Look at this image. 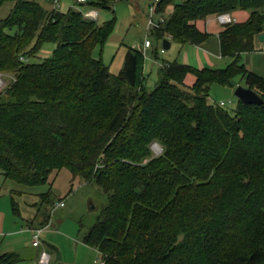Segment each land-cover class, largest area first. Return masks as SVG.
I'll return each mask as SVG.
<instances>
[{"label": "trees", "instance_id": "1", "mask_svg": "<svg viewBox=\"0 0 264 264\" xmlns=\"http://www.w3.org/2000/svg\"><path fill=\"white\" fill-rule=\"evenodd\" d=\"M115 1L83 5L109 9ZM6 2L13 5L0 18V73L9 82L0 92V174L35 185L65 167L96 185L106 201L81 241L103 264H264V77L241 62L264 32V0H161L158 10H172L150 32L156 39L197 44L207 35L197 19L250 15L219 34L225 66L165 62L150 89L142 51L129 47L116 74L93 55L114 19L99 23L52 0ZM47 42L51 53L37 59ZM237 75L262 103L237 99L228 110L209 100L212 83L231 86ZM17 260L0 251V264Z\"/></svg>", "mask_w": 264, "mask_h": 264}, {"label": "rangeland", "instance_id": "2", "mask_svg": "<svg viewBox=\"0 0 264 264\" xmlns=\"http://www.w3.org/2000/svg\"><path fill=\"white\" fill-rule=\"evenodd\" d=\"M12 5V2L0 5V18L10 13ZM69 6L80 11L87 10L73 0H59L56 9L66 10ZM148 6L143 14L145 9L142 8L140 13L130 0H117L109 9H97L99 23L114 19V24L106 41L102 46L95 47L93 55L100 56L109 71L116 74L122 66L125 50L129 47L138 49L144 39H150L153 45L149 49L154 46L156 48L151 71L149 68L144 69L146 85L150 89L154 86L158 68L173 57L179 58L182 43L171 40V46L161 50L163 44L160 39H156L146 30ZM155 18L157 14L153 15V19ZM176 45H179L177 47L180 52ZM52 48L53 43H44L38 51L37 59L48 56ZM149 54L144 57V63L150 60ZM228 62L230 59L225 58L222 66H216L221 68ZM3 77L7 81L4 75ZM243 84L244 79L239 75L232 79L231 86L212 83L209 87V100L218 104L222 102L224 108L231 110L237 103L234 89ZM156 144L151 145L154 154L160 152L156 153ZM41 195H47L50 202L43 203ZM60 198L64 200L65 206L54 207L53 203ZM105 201L96 185L72 179L70 171L65 167L53 171L45 182L35 185H24L0 174V251L18 255V260L12 264H41L40 255L44 250L50 254L48 264H98L101 259L97 250L82 243L81 239L95 222L98 210ZM46 214L49 219L42 227L40 222ZM30 226L41 229L38 234V247L31 244Z\"/></svg>", "mask_w": 264, "mask_h": 264}, {"label": "crops", "instance_id": "3", "mask_svg": "<svg viewBox=\"0 0 264 264\" xmlns=\"http://www.w3.org/2000/svg\"><path fill=\"white\" fill-rule=\"evenodd\" d=\"M151 1L152 0H130V3L138 11H140V13L142 11V8H143V10L145 9L143 11V14H144L146 11V7L151 3ZM175 1L177 2L179 0H175ZM46 5H47V7H50L49 4H46ZM83 6L85 7V5H83ZM70 7H72V6H69L68 8H70ZM66 10H61V11H66ZM171 10H172L171 4L166 5L164 10H162V11L158 10V6H157L155 14H157V17L158 16H164L165 17L167 15V13H169ZM227 14H229L231 19H233V21L231 23L244 22L248 19L249 15H250V11L237 9V10H234V11L229 12ZM217 15L218 14H209V15L205 16L204 18L197 19L195 21V26L201 32H205L207 34L206 37L201 42H199L197 44L182 43L181 44L182 45L181 46L182 47V49H181L182 53L179 56V58L173 57L172 60H167L166 62L176 61L178 63L186 64V65L192 66L194 68H198V69L204 68V67L218 68L216 65L222 66V63H223L225 58H223L221 56L219 34L221 31L224 30L225 26L227 24H230V23L221 22L218 19ZM155 19H157V18H155ZM164 39H167V37L165 36ZM164 39H160L161 43H163ZM167 40L169 41V47H170L171 46L170 41L172 39L168 38ZM152 45L153 44L151 42V46ZM177 46H179V45H176V49L178 50ZM150 47L143 49V46L141 45V47L138 48V50L143 52L144 57L151 52V54H149L150 60H148V61L146 60L144 65H143V74L145 75V77H146V73H145L144 69L149 68V71H151V69L153 67L152 63H154L155 55H156L155 46L152 47V49H149ZM162 49H163V47H162ZM164 49H166V48H164ZM178 51L180 52V50H178ZM125 52H126V50H125ZM125 52H124V54H125ZM123 60H124V56H123ZM241 62L244 64V66L250 72H253L259 76L264 77V43L258 41V39H255V50L242 53L241 54ZM148 64L150 66H148ZM156 75H157V73H156ZM193 79L194 78L192 75H187V77L185 79V83L190 85L193 82ZM60 201L64 202L63 199H61ZM57 202L53 203L54 207H55V204ZM64 206H65V203L62 207H64ZM34 229L35 228H33V226H30V230H34ZM39 230L41 231V229H39ZM40 231H39V233H40ZM43 252L47 253V255L49 256V259H48V263H49L50 262V254L46 250H44Z\"/></svg>", "mask_w": 264, "mask_h": 264}, {"label": "built area", "instance_id": "4", "mask_svg": "<svg viewBox=\"0 0 264 264\" xmlns=\"http://www.w3.org/2000/svg\"><path fill=\"white\" fill-rule=\"evenodd\" d=\"M73 1H74V3H78L81 5H83L87 2V0H73ZM160 1L161 0H152L148 6V18H147V23H146V30L148 33H150L154 28H156L160 24H162L165 20L164 16H158L157 19H153V15L155 14L157 6H158ZM57 4H58V0H52V4H51L52 7L56 8ZM81 12H82L83 17H85L87 19L97 20L98 11L96 8L89 7V8H87L86 11H81ZM217 17L223 23H231L233 21V19H231V17L227 13L218 14ZM166 37H167V39L170 38V36H166ZM142 46H143V48L150 47L151 46V40L148 38L144 39ZM161 50L163 51V49H161ZM6 83H7V81L4 79L3 75L0 74V90L4 88ZM63 205H64L63 201H58L55 204V207H62ZM39 231H40L39 229H34L31 231V233H32L31 244L35 247H38L40 245L39 238H38ZM48 259H49V256L47 255V253L42 252V255L40 257V262L42 264H47ZM98 264H103V262L100 261Z\"/></svg>", "mask_w": 264, "mask_h": 264}, {"label": "water", "instance_id": "5", "mask_svg": "<svg viewBox=\"0 0 264 264\" xmlns=\"http://www.w3.org/2000/svg\"><path fill=\"white\" fill-rule=\"evenodd\" d=\"M258 41L264 43V32L260 33L257 36ZM163 48H168L169 47V41L167 39L163 40ZM234 96L241 101L242 103L245 104H260L262 103L261 97L252 89L249 87L243 86V85H238L235 87ZM154 148L156 149V153H158L161 150V147L159 145H155Z\"/></svg>", "mask_w": 264, "mask_h": 264}]
</instances>
